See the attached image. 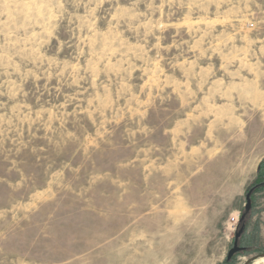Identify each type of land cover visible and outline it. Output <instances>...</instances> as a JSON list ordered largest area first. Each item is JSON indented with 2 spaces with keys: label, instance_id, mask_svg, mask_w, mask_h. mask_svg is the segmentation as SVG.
Returning a JSON list of instances; mask_svg holds the SVG:
<instances>
[{
  "label": "rangeland",
  "instance_id": "374dc122",
  "mask_svg": "<svg viewBox=\"0 0 264 264\" xmlns=\"http://www.w3.org/2000/svg\"><path fill=\"white\" fill-rule=\"evenodd\" d=\"M256 117L264 0H0V264H253Z\"/></svg>",
  "mask_w": 264,
  "mask_h": 264
},
{
  "label": "water",
  "instance_id": "95a60500",
  "mask_svg": "<svg viewBox=\"0 0 264 264\" xmlns=\"http://www.w3.org/2000/svg\"><path fill=\"white\" fill-rule=\"evenodd\" d=\"M251 193L252 190L248 191L247 194L245 195V206H244V213L240 218V223L243 221L245 218L246 214L250 211L251 209ZM243 233V227H241L235 234H234V241L232 248L228 251L227 256H226V261H230L231 258L237 254L243 251L242 248L238 246L239 239L241 237V234ZM264 257V255L262 256Z\"/></svg>",
  "mask_w": 264,
  "mask_h": 264
},
{
  "label": "bare ground",
  "instance_id": "6f19581e",
  "mask_svg": "<svg viewBox=\"0 0 264 264\" xmlns=\"http://www.w3.org/2000/svg\"><path fill=\"white\" fill-rule=\"evenodd\" d=\"M254 119V118H253ZM256 123H257V125H258V129H257V131H255V132H253V131H251V134H253V136L251 135V137H250V141H248L249 143H251V144H254V143H256L257 145L258 144H264V120L263 119H260V118H258V117H256L255 118V120H254ZM253 129V128H252ZM255 129V128H254ZM253 129V130H254ZM248 130V129H247ZM253 132V133H252ZM249 137V136H248ZM247 138V137H246ZM246 140V139H245ZM246 145H248V144H246ZM254 146V145H253ZM260 146V145H259ZM90 255H91V253H90ZM84 263V262H83ZM253 264H264V257H261V258H259V259H257V260H255L254 261V263Z\"/></svg>",
  "mask_w": 264,
  "mask_h": 264
},
{
  "label": "trees",
  "instance_id": "16d2710c",
  "mask_svg": "<svg viewBox=\"0 0 264 264\" xmlns=\"http://www.w3.org/2000/svg\"><path fill=\"white\" fill-rule=\"evenodd\" d=\"M250 190H252V193H257V192H261L264 190V159L259 163L257 167L255 180L250 186V188L248 189V191ZM224 264H232V260L226 261L225 259Z\"/></svg>",
  "mask_w": 264,
  "mask_h": 264
}]
</instances>
